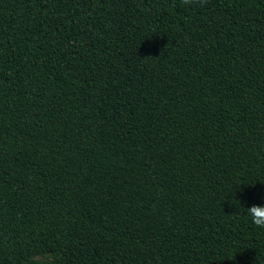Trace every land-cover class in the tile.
Masks as SVG:
<instances>
[{
  "label": "trees",
  "instance_id": "1",
  "mask_svg": "<svg viewBox=\"0 0 264 264\" xmlns=\"http://www.w3.org/2000/svg\"><path fill=\"white\" fill-rule=\"evenodd\" d=\"M264 0H0V264H264Z\"/></svg>",
  "mask_w": 264,
  "mask_h": 264
},
{
  "label": "clouds",
  "instance_id": "2",
  "mask_svg": "<svg viewBox=\"0 0 264 264\" xmlns=\"http://www.w3.org/2000/svg\"><path fill=\"white\" fill-rule=\"evenodd\" d=\"M185 3H189L190 0H184ZM247 215L251 218L253 224L257 227L264 228V206L252 205L245 208Z\"/></svg>",
  "mask_w": 264,
  "mask_h": 264
}]
</instances>
